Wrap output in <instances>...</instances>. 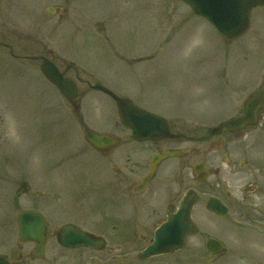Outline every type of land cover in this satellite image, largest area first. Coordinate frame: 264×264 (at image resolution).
Masks as SVG:
<instances>
[{
    "label": "rangeland",
    "instance_id": "374dc122",
    "mask_svg": "<svg viewBox=\"0 0 264 264\" xmlns=\"http://www.w3.org/2000/svg\"><path fill=\"white\" fill-rule=\"evenodd\" d=\"M0 41L9 45L0 46V253L18 246L17 213L35 208L50 224L45 256L35 259L34 244L27 243L14 264H264V231L234 210L224 217L208 212L206 196L193 211L199 233L183 249L139 259L156 220L191 184L192 171L177 167L172 182L162 167L133 194L128 187L139 175L133 181L123 176L129 141L102 153L83 136L85 126L120 137L127 132L114 100L89 83L129 97L195 136L240 114L264 83V5L252 10L241 37L227 40L181 0H0ZM50 52L62 69L74 65L68 76L87 81L78 82L79 112L40 72L42 60L30 58ZM251 131L247 148L233 147L234 156L245 152L247 162H237L233 173L229 167L212 172L207 188L241 195L251 179L252 154L262 153L264 164V123ZM193 143L201 150L207 145ZM132 156L139 160L145 153ZM262 174L264 179V169ZM69 221L104 236L107 248L59 245L53 232ZM206 236L225 243L215 259L204 246Z\"/></svg>",
    "mask_w": 264,
    "mask_h": 264
},
{
    "label": "water",
    "instance_id": "95a60500",
    "mask_svg": "<svg viewBox=\"0 0 264 264\" xmlns=\"http://www.w3.org/2000/svg\"><path fill=\"white\" fill-rule=\"evenodd\" d=\"M183 1L189 4L195 13L205 17L218 30L220 35L227 39H235L241 36L249 26L251 9L264 4V0ZM41 70L68 99L75 100L77 98V85L72 79L64 77V74L59 71L53 62L44 59ZM101 90L115 99L121 122L132 129L133 136L136 139H158L169 134L165 118L140 108L129 98L118 97L105 88H101ZM263 104L264 90L245 104L242 116L229 119L221 123L220 126L211 128L210 132L220 131L223 127L230 131H236L255 125L258 120V111ZM84 135L93 147L102 151L116 146L120 141L113 136L96 133L87 127H85ZM178 155V152L173 151L155 156L153 169L156 168L158 162L163 158ZM149 177L142 183V188ZM196 200L197 196L193 191H190L177 212L171 211L169 213L166 222L157 229L152 244L139 254L141 259L163 253H172L184 246L188 236L197 231V225L191 216L193 204ZM208 208L219 214H223L226 210L217 199H211ZM17 221L20 241L22 243L35 242L34 254L38 257L44 256L45 245L49 236V226L44 215L35 210H23L18 213ZM54 234L58 242L67 248L86 247L102 250L106 247V240L103 237L84 231L74 224H65L56 230ZM208 244L213 252L218 251L221 247L216 240H210ZM211 246H214V248ZM18 256L19 251L13 250L11 258L16 259ZM0 264H10V262L0 255Z\"/></svg>",
    "mask_w": 264,
    "mask_h": 264
},
{
    "label": "flooded vegetation",
    "instance_id": "af4514ba",
    "mask_svg": "<svg viewBox=\"0 0 264 264\" xmlns=\"http://www.w3.org/2000/svg\"><path fill=\"white\" fill-rule=\"evenodd\" d=\"M68 68L69 69L67 72H69V70L72 69L70 67ZM263 88H264V83H262V86H260L257 90H255V92L251 95V97L253 95L258 94V92ZM242 113L243 111H241L239 115H241ZM259 119H260V123L256 128H259L262 125V123H264V107L259 112ZM167 120H168L169 129L174 134L170 137H161L159 139L149 140V141H138L132 137V133L130 132L128 133V136L124 138L129 141V144L128 147L125 149L126 150L125 163L128 165H127L126 173H124L123 176L129 181L130 180L133 181V176L139 175L137 181L129 185L128 191H132L133 194L143 191V190L137 191L135 190V188L137 187V185H139L141 179L149 171L152 164L151 159L154 154L168 150H176L181 153L180 156L169 157L162 160L158 164L155 175L152 177V179L155 178V176H157L159 169H161L162 167L165 168L163 170L165 172V176H167L168 179H170V181L172 182L175 181L177 174V167H180L182 171L191 170L192 182L187 190L195 189L200 194L201 197L204 194H207L208 197L206 198V202L211 196L219 197L222 200V202L228 207L229 210L228 212L234 210V212L239 218L254 220L251 221V223L255 225L258 229L264 231V179H261V176L263 175L262 170L264 169V164L260 161L262 153L258 152L256 154H252V161L249 162L251 163L250 164L251 172L249 173L251 179L245 182V184L241 186V190H240L241 195L238 198L236 199L233 198L229 190H226L225 194H220L215 192L214 188L213 189L211 187L207 188L205 186L207 177L212 172L219 173L223 168L229 167V169L231 170L230 173H233L234 166L237 162L239 164L243 162H247L248 159L244 160V158L247 157L246 153L245 152L242 153L241 154L242 158L238 159L237 157L234 156L235 153L233 152V147L239 144L242 145L244 148H247V145L244 144V141L245 139H247V137L251 135L252 132L251 129H249L248 127L244 130L235 131V132L229 131L227 129H223L218 133L217 136H211V134L207 130L205 134L201 133L202 135H200L199 133H197L198 135L195 136L192 133L190 134L188 131H183L182 130L183 128L176 130L174 123L170 120L169 117ZM215 137L217 138L214 139ZM124 139H122V142L124 141ZM211 139H214L211 141V145L213 146V149H210L208 145V141ZM193 142H201L207 145H204L203 150H201V148H199L198 146H193L194 145ZM147 150H149L150 152L146 155ZM211 150H213V152H211ZM108 151H106V153H108ZM217 151H220L222 153L220 154ZM141 153H145V156H143L142 159L139 158V160L137 159L135 160L132 156V154L139 155ZM196 167L200 169L199 173L195 172ZM139 172H143V173L140 174ZM203 175H207V177L205 178V180L199 181V178H201V176ZM217 187H219V185ZM172 197L176 198L177 193L173 194ZM180 204H181L180 200L177 197L174 201L168 203L167 209L171 205L174 207L175 206L178 207ZM206 205L207 203L204 205L205 208ZM153 212L157 213V210L154 209ZM208 212L217 215L216 213L211 212L209 210ZM166 217L167 214L165 216L159 217L158 220H156L157 223L161 222ZM130 220L136 223L132 216H130ZM157 223H156V227L158 225ZM78 225L83 227L80 224ZM113 228L116 229V227ZM152 229L155 231V226ZM213 238L217 239L223 245V247H221V250L219 252H217L216 254H212L213 259H215L217 255H220L224 252L225 243L219 237L206 236L204 240V246L206 247L207 250H209L208 241ZM211 247L214 248V246Z\"/></svg>",
    "mask_w": 264,
    "mask_h": 264
}]
</instances>
